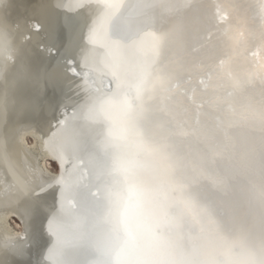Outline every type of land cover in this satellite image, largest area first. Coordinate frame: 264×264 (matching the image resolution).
Masks as SVG:
<instances>
[{"label": "bare ground", "instance_id": "bare-ground-1", "mask_svg": "<svg viewBox=\"0 0 264 264\" xmlns=\"http://www.w3.org/2000/svg\"><path fill=\"white\" fill-rule=\"evenodd\" d=\"M0 264H264V0H0Z\"/></svg>", "mask_w": 264, "mask_h": 264}, {"label": "rangeland", "instance_id": "rangeland-1", "mask_svg": "<svg viewBox=\"0 0 264 264\" xmlns=\"http://www.w3.org/2000/svg\"><path fill=\"white\" fill-rule=\"evenodd\" d=\"M55 167H56L55 164L53 162H51V168L55 169Z\"/></svg>", "mask_w": 264, "mask_h": 264}]
</instances>
